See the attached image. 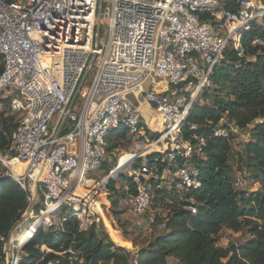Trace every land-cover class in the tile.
I'll use <instances>...</instances> for the list:
<instances>
[{"label":"built area","instance_id":"obj_1","mask_svg":"<svg viewBox=\"0 0 264 264\" xmlns=\"http://www.w3.org/2000/svg\"><path fill=\"white\" fill-rule=\"evenodd\" d=\"M226 2L237 9L224 8ZM99 9L100 0H0V113L18 122L0 164L29 192L21 222L0 233V264H27L25 244L68 213L83 229L95 222V195L82 197L74 187L112 161L108 137L120 127L159 150L130 173L138 189L127 199L131 213L149 209L159 164L169 165L177 192L200 188L195 160L203 157L206 140L197 133L186 138L183 126L227 49L240 50L244 32L264 16V0H103L106 37L97 41ZM94 56L92 78L63 124ZM145 105L161 115L157 137L146 131ZM216 134L227 137L228 131L218 127ZM112 173L95 191L108 188Z\"/></svg>","mask_w":264,"mask_h":264},{"label":"trees","instance_id":"obj_2","mask_svg":"<svg viewBox=\"0 0 264 264\" xmlns=\"http://www.w3.org/2000/svg\"><path fill=\"white\" fill-rule=\"evenodd\" d=\"M236 10L237 4L222 5ZM241 49L230 46L225 59L212 74V85L203 90L200 98L214 95L213 104L192 105L183 126L186 138L197 133L206 140L203 157L195 160L200 170L202 186L177 192L162 186L161 175L169 167L159 164L160 178L153 180L152 196L166 216L157 214L152 225L158 231L134 255L126 247L116 244L105 227L95 222L83 229L81 221L71 213L60 224L42 228L24 246L27 264H264V187L261 190H242L232 174V157L238 154L239 170L247 169L256 182L264 179V16L253 22L242 36ZM243 55L240 56L239 52ZM3 68H0V73ZM187 98H190L188 95ZM258 120L263 122L259 123ZM18 122L13 116L0 113V152L9 148L10 138ZM196 125V129L192 126ZM239 132H246L249 141L241 151H234L233 140ZM218 127L228 131L227 137L216 134ZM151 137L153 133L147 128ZM126 127L116 129L108 137V152L112 161H104L100 170L109 175L117 165L114 151L127 139ZM150 156L148 159H152ZM137 159L132 168L142 164ZM121 176V175H119ZM127 189L116 191L115 178L108 188L116 194L112 205L137 193V183L126 178ZM29 192L6 174L0 164V233H8L22 218L28 206ZM197 208V213L190 209ZM40 207H37L39 212ZM223 229L239 233L246 230L249 239L242 243L219 245ZM45 248V249H44Z\"/></svg>","mask_w":264,"mask_h":264},{"label":"rangeland","instance_id":"obj_3","mask_svg":"<svg viewBox=\"0 0 264 264\" xmlns=\"http://www.w3.org/2000/svg\"><path fill=\"white\" fill-rule=\"evenodd\" d=\"M107 2L108 0H105V3ZM262 18L258 21L259 23L262 21ZM100 36L106 37L105 22L101 24ZM0 68L1 69L3 68V64L1 60H0ZM92 75H93V71L90 74L89 78L87 79L86 84L92 78ZM191 94L192 93L190 92L186 94V96L187 95L191 96ZM213 95L214 94L210 92V94L205 98H200L198 96L194 99L192 104L193 105L194 103H198L200 105L213 104L214 103ZM190 99L191 100L193 99V94ZM77 104L78 106H80L81 100L77 101ZM141 114L146 120L145 123L148 124L150 118L154 117L156 115V112L153 110L148 111L147 106L145 105L141 111ZM146 126L153 133H157L156 130H160L162 128V126L159 125V120L156 121V119L154 118L151 119L150 125L149 126L146 125ZM152 127H156V128L154 129ZM249 138L250 137L247 135L245 131L238 132L237 136L233 140L234 151H241L243 143L248 142ZM147 148L148 147L145 140L139 139L138 137L132 136L131 134H128L127 139L119 144L118 149L114 151V157L117 160V165L112 173V175H114V178L116 180V185H115L116 191L122 192L123 189H127L126 178L131 177L130 173L132 170H134L132 168V164L136 161L135 159L138 158V156L144 154V156L142 157L143 159L142 163H143L148 155H153L156 151H159L156 150L155 148L154 149L152 148L147 149ZM131 155L132 156L135 155L136 158L129 159L130 157H132ZM127 156L128 158L127 160H125ZM238 161H239V156L238 154H235L234 157H232L231 159V163L233 166L232 174L236 178L235 183L240 184L238 185V187L242 190H249V191L261 190L262 187H264V179H263V183L256 182L253 179L252 174L249 173L247 169L240 171L238 167ZM105 176H106L105 172L103 170H99L97 173L90 176V179L88 180L91 181H89L86 185H84L85 190L82 189V193L84 195H86L87 193H91L92 196L95 195V197L92 200L95 203H99L98 210L100 212L94 209L95 215L91 218V222L95 221V223L98 226L105 227L110 237L113 239V241L116 244L126 247L127 249L131 250L135 255L138 249L145 246L146 243L149 242L151 238L158 233V231H162V228L156 229V227H154L152 223L154 222L157 214H161V217H164L166 216L167 211L161 210L159 203L156 202L154 200L155 198L153 199V197L149 209L141 215H134L133 213L130 212L129 207L127 205V199L129 198V196L125 200L121 199L119 205L114 207L112 205V201L113 198H115L116 194L113 190H111L110 188H106V189L99 188L98 190L95 191V187ZM161 179H163L162 186L167 187L168 189H171L173 187V178L169 174L168 169L166 170V172H164ZM74 189L76 193H78L79 185L75 184ZM93 202H91V205ZM21 220L19 222H21ZM58 222H59V218L57 219L56 223ZM59 224L60 222L56 225L58 226ZM249 237L250 236L246 232V230L243 232L236 233L229 229H223V231L220 233L219 236V245L225 247L228 246L230 243H237V244L242 242L244 243L249 239ZM19 238L20 239L23 238V233H21ZM168 264H179V263L174 259H170L168 261Z\"/></svg>","mask_w":264,"mask_h":264},{"label":"water","instance_id":"obj_4","mask_svg":"<svg viewBox=\"0 0 264 264\" xmlns=\"http://www.w3.org/2000/svg\"><path fill=\"white\" fill-rule=\"evenodd\" d=\"M102 6H103V0H100L99 19H98V25H97V29H96V34H97V36H96V40H97V41H99V39H100V37H101L100 34H101V21H102V19H101V10H102ZM94 60H95V56L92 58V61H91V63H90V67H89V69L86 71V73L84 74V76H83V78H82V81H81V83H80V85H79V88H78V90H77L75 96L73 97V99H72V101H71V104H70V107H69L68 113L66 114V117H65V119H64V121H63V124L66 122V120H67V118H68V115H69V113H70V111H71L73 105L75 104L77 98H78L79 91L81 90L82 86L84 85V82H85L86 79L88 78V75H89L90 70H91V68H92V65H93V63H94ZM127 98H128L131 102H133L135 106H138V102L135 100V96H134V94H129ZM139 99H140L141 101H144V95L141 94V95L139 96ZM237 130H238V132L240 131L238 128H237ZM59 133H60V132H59Z\"/></svg>","mask_w":264,"mask_h":264},{"label":"bare ground","instance_id":"obj_5","mask_svg":"<svg viewBox=\"0 0 264 264\" xmlns=\"http://www.w3.org/2000/svg\"><path fill=\"white\" fill-rule=\"evenodd\" d=\"M143 107L144 106H142L141 107V109H143ZM156 119V121L157 120H159V125H161V122H162V119H161V115H160V113H156V115L154 116V117H152V119ZM152 128H156V127H152ZM82 189H84L85 190V188H84V184L83 183H81L80 185H79V192H78V194L80 195V196H82V197H88V198H91L89 195H91V193H87L86 195H84L83 193H82ZM91 202H93L92 200H90ZM92 205L94 206V208L98 211V212H100L99 210H98V207H99V203H95V202H93L92 203ZM32 235V233H30L29 234V236L27 235L26 237H30Z\"/></svg>","mask_w":264,"mask_h":264},{"label":"crops","instance_id":"obj_6","mask_svg":"<svg viewBox=\"0 0 264 264\" xmlns=\"http://www.w3.org/2000/svg\"><path fill=\"white\" fill-rule=\"evenodd\" d=\"M147 109H148V111H152L148 106H147ZM143 118H144V117H143ZM151 119H152V117L150 118L148 124L146 123L148 126L150 125V121H151ZM144 122H146L145 118H144Z\"/></svg>","mask_w":264,"mask_h":264}]
</instances>
